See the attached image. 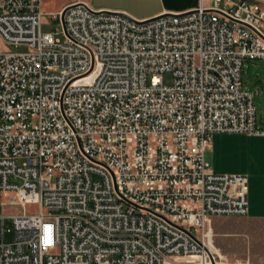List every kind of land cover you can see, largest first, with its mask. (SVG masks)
I'll list each match as a JSON object with an SVG mask.
<instances>
[{
    "label": "built area",
    "instance_id": "obj_1",
    "mask_svg": "<svg viewBox=\"0 0 264 264\" xmlns=\"http://www.w3.org/2000/svg\"><path fill=\"white\" fill-rule=\"evenodd\" d=\"M63 9L43 31L41 0H0V264H217L208 218L247 215L248 177L205 153L215 134L264 135L242 83L264 0Z\"/></svg>",
    "mask_w": 264,
    "mask_h": 264
},
{
    "label": "crops",
    "instance_id": "obj_2",
    "mask_svg": "<svg viewBox=\"0 0 264 264\" xmlns=\"http://www.w3.org/2000/svg\"><path fill=\"white\" fill-rule=\"evenodd\" d=\"M79 0H61L53 9L57 14L66 5ZM96 9L124 11L137 19H145L166 12H181L191 10L198 4V0H84ZM154 2L153 8L146 5ZM43 3V1H42ZM244 67V66H243ZM243 74V68H242ZM243 79V77H242ZM243 83V80H242ZM252 91L254 95L264 94V82L258 79ZM243 87L245 88L244 84ZM247 89V88H245ZM248 90V89H247ZM255 119L259 126L264 127V117ZM205 158L213 171L217 173L245 174L248 177V217L264 218V135L219 133L213 136V141L205 153ZM217 222L214 217L208 218ZM197 260L196 256H176L165 264H189ZM219 264V263H217Z\"/></svg>",
    "mask_w": 264,
    "mask_h": 264
},
{
    "label": "rangeland",
    "instance_id": "obj_3",
    "mask_svg": "<svg viewBox=\"0 0 264 264\" xmlns=\"http://www.w3.org/2000/svg\"><path fill=\"white\" fill-rule=\"evenodd\" d=\"M43 1V3H42ZM61 0H41L43 20L42 30L52 31L59 29V22L53 19V9ZM208 1H206V4ZM154 2L146 5L153 8ZM11 50H17L14 47ZM243 84L248 90H253L258 79L264 82V59L246 61L243 67ZM165 83H170L172 74H163ZM255 91V90H253ZM253 102L257 107V117H264V94L253 96ZM34 210V206L27 207ZM22 207L13 204L3 206V212L21 210ZM217 222H212L210 243L218 254L219 264H264V218H251L245 216H212ZM211 218V217H209ZM5 240H12V223L5 221Z\"/></svg>",
    "mask_w": 264,
    "mask_h": 264
},
{
    "label": "snow or ice",
    "instance_id": "obj_4",
    "mask_svg": "<svg viewBox=\"0 0 264 264\" xmlns=\"http://www.w3.org/2000/svg\"><path fill=\"white\" fill-rule=\"evenodd\" d=\"M48 230H49V229L46 228V232H47ZM45 242L50 244L52 241H51L50 238L46 237V238H45Z\"/></svg>",
    "mask_w": 264,
    "mask_h": 264
},
{
    "label": "water",
    "instance_id": "obj_5",
    "mask_svg": "<svg viewBox=\"0 0 264 264\" xmlns=\"http://www.w3.org/2000/svg\"><path fill=\"white\" fill-rule=\"evenodd\" d=\"M64 11H65V9H63L62 10V12H61V20L63 21V14H64ZM63 26H64V24H63ZM191 236H192V234L190 233V232H188Z\"/></svg>",
    "mask_w": 264,
    "mask_h": 264
}]
</instances>
